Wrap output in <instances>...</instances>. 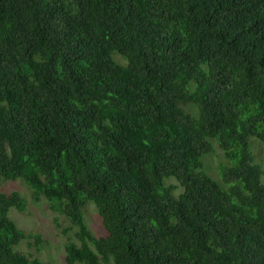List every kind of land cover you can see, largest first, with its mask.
<instances>
[{
	"label": "trees",
	"instance_id": "obj_1",
	"mask_svg": "<svg viewBox=\"0 0 264 264\" xmlns=\"http://www.w3.org/2000/svg\"><path fill=\"white\" fill-rule=\"evenodd\" d=\"M251 139L264 146V0H0V185L64 216L68 264H264ZM26 206L0 192V264H42L18 250L41 243L10 216Z\"/></svg>",
	"mask_w": 264,
	"mask_h": 264
},
{
	"label": "rangeland",
	"instance_id": "obj_2",
	"mask_svg": "<svg viewBox=\"0 0 264 264\" xmlns=\"http://www.w3.org/2000/svg\"><path fill=\"white\" fill-rule=\"evenodd\" d=\"M116 60L120 61L118 56ZM186 112L197 115V110L192 105L184 107ZM250 148L255 156V162L260 165L264 172V146L256 139H251ZM223 151L214 145V152L205 157L206 171L215 179L218 178L217 166L219 163H226ZM264 182V174H263ZM169 185L177 187L175 193H181L182 188L174 179L167 181ZM2 193H19L27 202L25 211L12 209L10 216L19 229L26 234H39L41 243L39 246L35 240L28 239L18 246V250L31 254L32 258H38L42 264H68L66 262L65 244L76 241L74 238V228L67 230L69 222L64 216L53 213L45 199L38 202L32 198V190L23 180L3 182L0 185ZM85 221L96 237H104L106 231L102 224V219L96 212L93 204H87L84 209ZM66 232V233H65ZM80 264V263H76Z\"/></svg>",
	"mask_w": 264,
	"mask_h": 264
}]
</instances>
